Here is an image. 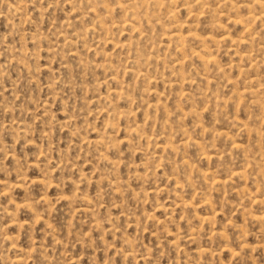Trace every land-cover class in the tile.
<instances>
[{"label":"rangeland","instance_id":"374dc122","mask_svg":"<svg viewBox=\"0 0 264 264\" xmlns=\"http://www.w3.org/2000/svg\"><path fill=\"white\" fill-rule=\"evenodd\" d=\"M74 1L78 10H71V4L63 0H0V181L8 183L5 189L0 185V264H264V203L250 199L264 197V181L260 177L264 171V158L250 163L245 160L248 157L253 160L259 152L264 155V95L260 94L255 102L248 95L236 100L234 93L249 86L255 90L264 88V65L250 68L248 61L238 62L239 52L248 50L249 45L231 46L226 41L216 51L210 42L207 43L220 71L213 65L208 66L210 83L206 84L201 79L203 66L193 57L192 63L185 65V73L191 79L182 85L189 99L182 100L181 108L186 115L180 123L200 147L188 141L186 147L174 155L157 147L153 150L151 144L149 152L154 151L157 156L169 159L154 175L151 162L150 176L142 182L135 177L133 170L137 168L138 173L144 174L143 167L138 164L144 161L145 155L132 154L131 148L122 142V128L127 121L129 124L140 123L144 126L143 131L154 137L159 146L164 142L161 133L164 114L160 110H148L146 120L143 110L135 108L142 99L153 103V95H142L143 81L134 79L130 73L123 74V67L131 66L123 59L125 50H114L109 44L96 45L98 32L84 33L86 24L90 25L87 28L91 27L94 18L79 13L84 11L81 8L84 5L80 0ZM15 2L23 3V12L10 11ZM107 2L110 4L113 0ZM205 4L208 11V7L210 10L215 7L213 3H208L210 6ZM226 7H217L213 12L216 15L218 11L222 12L218 18L224 25L213 32L208 25L211 14L206 13L193 22L184 10H179L177 17L187 20L188 24V28L184 27L182 31L185 33L190 29L191 33L216 38L229 34L236 40L241 27L227 23L228 16L224 15L233 12L225 10ZM114 13L113 19L119 20L121 13ZM255 24L251 26L256 36L253 44L261 46V50L252 57L258 61L264 59V28ZM116 31H112V37L119 42L126 41V33ZM148 31L150 41L161 43L157 49L161 54L166 39H160L159 26ZM86 35L88 39L84 40ZM95 35L97 38L94 39ZM79 37H83V42L90 40L89 45L85 42L88 47L93 42L91 49L98 46L99 50L102 48L113 54L117 76L121 81L124 78L123 86H127V94L132 100H118L111 96V107L119 110L133 107V116L115 120L119 129L109 133L114 134L118 146L110 149L107 156L119 161L117 166L98 158L97 148L92 145L108 120L106 113L99 111L104 106L109 107L106 102L95 103V100L102 94L105 96L107 90L116 88L117 83L110 80L108 70L97 67L102 61L100 54H94L95 58L93 51L86 50L84 43L79 42ZM132 38L136 40L137 37ZM64 39L71 40V45ZM140 41L138 47L145 49L148 44ZM193 42L190 45L197 49ZM72 43L77 45L75 51L83 48L84 51L80 54L73 49L71 54V47L75 46ZM48 46L58 48L51 47L53 51L46 48ZM10 47L12 50L9 51ZM66 51L70 54L65 55ZM166 56L167 66L180 57L170 49ZM87 59L91 61L86 62ZM236 64L242 68L241 74L235 68ZM160 66V63L154 68L150 65L149 70H160ZM165 72L170 73L168 69ZM171 77L166 75L168 79ZM99 78L101 81H97ZM250 79L255 81L248 83ZM156 89L169 94L161 103L166 109L169 107L172 115L169 123L176 129L179 122L173 114L175 91L167 90L160 83L156 84ZM87 91H93V95ZM234 119L246 127L233 125ZM197 124L203 129L196 127ZM183 137L177 131L171 139L178 144L183 142ZM232 141L241 148L233 149ZM202 151H206L210 159L202 158ZM231 170L244 172L246 178L233 177L215 189L207 187L202 178L203 172H209L219 179H228ZM115 178L120 181L118 192H115L114 186L118 185L114 184ZM156 187L157 192L153 191ZM181 199L190 205L181 207ZM155 206L159 207L155 209ZM146 214L150 216L147 218ZM253 216L262 219L256 221ZM204 217L209 221H202ZM193 228L198 233L194 235L195 240L189 242L185 237ZM129 243L133 245L136 263L132 255L123 256L129 250ZM197 248L204 252L198 254Z\"/></svg>","mask_w":264,"mask_h":264},{"label":"bare ground","instance_id":"6f19581e","mask_svg":"<svg viewBox=\"0 0 264 264\" xmlns=\"http://www.w3.org/2000/svg\"><path fill=\"white\" fill-rule=\"evenodd\" d=\"M63 1H65L66 3L71 4V10H74V9L78 10V8H77L78 6H76L74 4V2H75L74 0H63ZM77 1L78 0H76V2ZM107 1L108 0H80V3L82 2L83 5H84L82 7L81 4H80L81 8L84 9V11L83 12H79V13H81L83 16H85L84 14H86V16H88V14H89V15L93 16V18H94V19H92V20H94V24L91 27L87 28L89 24H86L87 27H86V25H84L86 27L84 29V33H89L90 32V33L94 34V33L98 32L97 33L98 34V41H97L96 45L99 44L101 47H103V46L109 44V45L113 46L114 50L115 49H119L120 51L121 50H125L126 51L124 56H123V59L125 61H129L131 63V66H129V68L123 67V74L124 73H130L132 75V77H134V79H141L143 81V83H144L143 87H142V90H141V92H142L141 94L146 96V97L149 96V95H153V97H154L153 103L148 102V101L145 102L144 99H142L140 104L137 105V107H135V108H140V109L143 110V114H144L146 120L148 118V116H147L148 115V113H147L148 110H152L154 112L160 110L164 114V118H165L163 120L162 124H161V133L164 135V142H163V144H161L159 146H157V144L155 142L156 139L154 137L153 138L150 137L149 134H146V132L143 131V127L144 126L142 127V125L140 123L137 124L136 122H134L132 124H129V122L127 121V123L124 122V124L125 123L126 124L122 128V131L124 132V138L121 137L122 138V142L126 143V145L128 146L129 149L131 148L132 154L134 155V154H137V153H143V155H145L144 156L145 157L144 161L138 164L139 166L143 167L144 174L141 175L140 173H138L136 171L137 168H135V170H133L135 172L134 173L135 177L137 179H140V181L144 182V181H146V177H148V175L150 173L149 172V168L152 166V165H150L151 162L153 163L152 175H154L156 170L163 166L165 160L169 159V158L163 159L162 156H157L158 154L156 155L154 151L149 152V146L151 144H153L152 145L153 146V150L157 147L160 150H162L163 152L170 151L174 155H177L179 150L185 148L186 145L189 142L194 144L195 146L200 147L199 142L190 139V137L187 134L186 130L183 128V126L180 123L181 122L180 121L181 118L183 119L184 116L186 115V112H184V109L181 108V103H184V102H182V100L185 101V100L189 99L188 96L186 95V92L183 91L182 85H184L185 83H187L191 79L190 75L187 76L186 73H185V65L188 64L189 62H191L193 57L196 58L197 60H199L201 65L203 66V71L204 72L201 73V79L204 80V82L206 84L210 83L209 75H208V72H207V67L208 66L213 65V66L216 67V70L218 72L220 71L219 70L220 69L219 65H216V61H215L214 57L212 56L213 53H212V51H211V49L209 47L210 45H208L207 43L210 42L211 45L213 46L212 48L216 49V51L220 48V44L223 43V42L225 43L226 41L229 42V44L231 46H238V44L249 45L250 48H248V50L246 49L243 52H239L238 62L239 61L240 62L241 61H248V63H249L248 67H250V68L251 67L255 68L258 65H262V66L264 65L263 57L260 60H258V61L254 60V58L252 57L253 55H256V54H258L260 52L261 46L258 47L255 43L253 44V42L255 41V37L256 36H255V31H253L252 28H251V26H253L255 23H259L260 29L264 28V0H234V2H232V0H113V2L110 3V4ZM22 2H24V1H22ZM15 3H17V4H15ZM15 3H14V5L11 6V10L10 11L11 12L13 11L14 13L23 12V10H22L23 5H21L23 3H21V2H20L21 4H19V2H15ZM205 3H207V5H209L208 3H213L215 5V7H213L214 9L210 10L211 8L208 7L209 8V11H208L206 9V4ZM77 4L79 5V3H77ZM223 6H225V7L227 6L228 7V8L226 7L225 10L233 12V13H229L230 15H224L225 17L228 16L226 18L227 23L229 22V23H231L233 25H236V26L239 25L241 27V29H240L241 33H239V35L237 37H235V38H237L236 40H234L233 39L234 37L232 38L229 34L228 35L226 34L225 36L221 35V37L216 38V37L206 36V34H205V37H203V36L197 35L196 33H191L190 29H187L186 30L187 32H185V33L182 31V28H184V27L188 28V26H187L188 24L186 22L187 20L186 21H182V20L179 19V17H177V12L179 10H184L185 13H186L185 15H188L190 20H192L193 22H197L199 19L203 18L206 13H209V15L211 14L210 17L208 16L210 18L209 24H208L209 28L211 29V31L212 30L219 31L221 28L224 27L223 24L221 25V22H220V20L218 18V17H221L222 12L218 11L217 15H216V13L213 14V12H216V10L218 9L217 7L220 8V7H223ZM25 9H26V7L24 8V10ZM6 10H8V8H6ZM20 10H21V12H20ZM241 10L244 11V12L240 13L239 11H241ZM79 11H81V10H79ZM114 11H118V13L119 12L121 13V16H119L121 18L119 20H114L113 19L112 13H114ZM210 11H212V12H210ZM5 14H7V12H5ZM10 14H12V13H10ZM226 14H227V12H226ZM14 16H12V17H14ZM18 16H19V18H21L20 15H18ZM116 17H118V15ZM115 19H117V18H115ZM91 22H93V21H91ZM142 25H143V28H142ZM157 25L159 26L160 31H161L160 39L161 40H162V38L166 39V43L164 45H162L163 49H162V53L161 54H159L158 50H157L159 48V46H161V43L158 42V41L157 42L153 41V40L150 41L151 40V38H150L151 35H149L150 32L148 31V29H150V30L152 29L153 30L154 27L157 26ZM113 30L114 31L117 30L116 32L122 31V32L126 33V35L128 37L127 39L125 38L126 41L119 42V41L115 40L112 37V31ZM76 33H79V32H76ZM124 33H122V34H124ZM74 35H76V34H74ZM96 35L94 36V39H95ZM212 35H213V33H212ZM32 36H33V38L36 37V36L34 37V35H32ZM134 36L137 37L136 40L132 38ZM80 37H79V39H81V40H79V42L80 41L83 42V40H82L83 37L82 38H80ZM74 38H76V37L74 36ZM86 38H87V35L84 37V40H86ZM117 39H119V37ZM32 40H34V39H32ZM140 40L145 42V44H148V46L145 47V49L141 48V47H138ZM64 41L66 43L68 42L67 43L68 45H71V43H70L71 40L68 41V40L64 39ZM73 41L77 42L76 40H72V42ZM142 41H140V42H142ZM192 41H194L195 44L197 45V49L192 48L193 46L190 45V43ZM85 42L86 41H84L83 42L84 44L83 43L82 44L86 46ZM88 42L90 43V40L86 42L89 45ZM91 44H92L91 47L94 46L93 42ZM73 45H75V46L71 47V50H70L71 54H72V50L74 49V51H75L76 50L75 48L77 46L76 44H73ZM53 46H48L46 48L50 49ZM7 47H9V46H7ZM55 47H56V45H55ZM86 47H87L86 50H92L93 51V56L97 55L98 53L100 54V56L102 57V61L99 62L97 67H99L103 71L108 70L109 75H110V80L113 81L114 83H117V87L113 88L112 90H109V91L107 90V93H106L105 96H102L103 94L101 93L102 95L98 96L97 100L91 99V100H95V103H96V101H98V102H106L109 105V107H105L104 106V108L99 111V112H101V111L105 112L107 117H108V120L106 122H104V131L100 135H98V137L96 139L94 138V140L92 141L93 142L92 145L95 148H97L96 150H97L98 158L109 162L112 166H117L119 164V161L111 160L110 157L107 156L109 154L108 151L110 149L116 148V146H118L116 144V138H115V136H113L114 134L112 133V135H111L109 133L114 132V131H118V129H119L115 125L116 123H114L115 120H118L120 118L128 119V118L133 116V109H132L133 107L132 108L130 107V108H127V109H122V110L117 109L115 106L111 107V101H112L111 100V96L116 98V99H118V100L123 99V100H126V101L128 100L129 102L132 101V100H130V98H129L130 96L127 94V93H129V92H127V86H123V82L122 81H123L124 78L121 81L119 79V77L117 76L118 71L115 70V65L116 64H113V54L105 52L102 48H101V50H99L97 48L98 46H96V48L99 51L96 48H92L91 49V47H88V46H86ZM57 48H54V49H57ZM147 48H148V50H147ZM234 48L237 50L236 47H234ZM234 48H231V49H234ZM7 49H9V48H7ZM54 49H52V50L54 51ZM169 49L172 52L180 55V57H177V58H175L172 61L171 66H167V64H165L166 61H167L166 58H168L166 56V52H168ZM10 50H12L11 47H10L9 51ZM78 50H80V49H78ZM82 50L84 51V48ZM82 50H80V51H82ZM63 51H65V50H63ZM80 51L79 52L75 51V52L80 53ZM58 52H61V51H58ZM54 54H55V52H54ZM64 54L65 55L66 54L69 55L70 52L67 53V51H66V53H64ZM236 55L238 56L237 53H236ZM51 56H53V55H51ZM77 56L78 55H76V59L78 58ZM262 56H263V54H262ZM85 57L86 56H84V58ZM95 58H96V56H95ZM78 60H80V59L78 58ZM81 60H83V58H81ZM90 61H91V59H90ZM90 61L88 60L86 62H90ZM92 62L89 65H92ZM158 63L161 64L160 70H158V69H153V71L149 70L150 65H152L153 68H154L155 66H157ZM79 64H81V63H79ZM231 64H233V63H231ZM230 65H229V67H232ZM62 66H64V65H62ZM85 66H88V65L86 64ZM42 67H43V65H42ZM65 67H63V68H65ZM235 68L238 70L239 74L242 73V68L239 65L236 64ZM40 69L43 70V68H41V67H40ZM44 69L46 70V68H44ZM166 69L169 70V72H170L169 74L170 75L166 74V72H165ZM46 71H49V70H46ZM81 71H82V67H81ZM71 72H72V70H71ZM74 74H76V73H74ZM101 74H102V72H101ZM106 74H107V71H106ZM166 75L168 76V78H169V76H172L171 79L166 78ZM53 76L54 75L52 74L51 78H53ZM120 76H122V75H120ZM56 79H58V77ZM98 80H100V78L97 79V81ZM93 81H94V79H93ZM253 81H255V80L250 79V80H248V83H252ZM102 82H104V81H102ZM227 82L230 83V80L227 79ZM157 83H160L163 87L168 88L167 90H172L173 89L175 91L174 92L175 105H174V109H173V114H175L174 117L179 122V126L176 127L177 130L174 129V126L170 125V123H169L170 117L172 116V115L169 114V111H168L169 107L166 109L163 106V103H161L163 101V99H165V97L167 95H169V94L165 93L164 90L158 91L156 89V84ZM46 84H48V83H46ZM49 84H51V83H49ZM102 85L105 86V84H102ZM107 85H108V83H107ZM257 85L261 86L262 84L257 83ZM52 86H55V85H52ZM89 86L93 87V85H89ZM114 86H116V85H114ZM92 87H90V88H92ZM176 87H178V88H176ZM110 88H111V86H110ZM110 88H108V89H110ZM97 90H99V89H97ZM133 90H134V87H133ZM87 92H90V91H87ZM92 92H90V94H92ZM54 93H56V92H54ZM93 93H95V89H94ZM234 93H235L236 100L242 98L245 95H248L250 98L254 99L255 102H258L260 94L264 95V88H257L255 90V89H253V88H251L249 86V87H247V89L236 90ZM57 94H58V91H57L56 95ZM87 95H89V94H87ZM55 97L57 98V96H55ZM90 98H92V96H90ZM134 98H136V97H133L132 99H134ZM216 99L217 98L215 97L214 100L216 101ZM123 100H121V101L123 102ZM250 102H252V101H250ZM139 106H141V107H139ZM262 106L263 105H261V107ZM262 109H264V108L262 107ZM90 112H92V111H90ZM190 114L193 115L194 113L192 111H190ZM104 119H106V118H104ZM231 123L233 125H235V126H238V127H246L245 124L239 123L235 119ZM65 124H68V123H65ZM91 124H92V122H91ZM17 127L18 126H16V128ZM196 127H199V129H201V130L203 129L198 124L196 125ZM21 129H19V130H21ZM88 129H90V128H88ZM107 129H108V131H106ZM26 130H27V128H26ZM174 131H175V133L177 131H179L181 133V135L184 136L183 137V142L180 141L178 144L174 143V141L171 139L172 136H174V134H175V133H173ZM21 132H23V131H21ZM14 134H15V131H14ZM44 134L46 135V133H44ZM22 135H23V133H22ZM217 135H219V134H217ZM133 139H135L134 143H132ZM89 140H91V139H89ZM141 141H142V143H141ZM88 144H90V142ZM231 147L233 149H240L241 148V146L239 144H237V142L235 143L234 141L231 142ZM92 150H94V149H92ZM117 150H119V149H117ZM115 156H116V154H115ZM200 156L202 158L206 159V160L210 159V156L208 155V153L206 151H202L200 153ZM183 157L184 156H182L181 159ZM201 157H200V159H201ZM219 157H221V156H219ZM113 158H115V157H113ZM263 158H264L263 153L259 152L257 157L253 156V158H252L253 160H250L249 157L245 158V160H246L247 163H250V162H253L254 160H259V159H263ZM184 160H182V161H184ZM24 161H25V159H24ZM138 165H136V166H138ZM233 177H236L238 179H245L246 175L242 171L231 170L230 174L228 175V179L225 178V179L222 180V179H219L218 176H214L213 174H211L209 172H203L202 173V178H203L204 182L206 183V186L209 187L210 189H215V188H217L219 186H224L226 183H228L230 180H232ZM260 177L264 181V171H261V176ZM118 178H115V180H114L115 181L114 184L118 183V185L114 186L115 187V192H118L117 188H119V185H120L119 184L120 181H119ZM43 180H41V181H43ZM39 181H40V179H39ZM0 182H2V181H0ZM187 182H189V180ZM5 183L6 182H4V181L2 183H0V185H2V188H4V189L6 187H8L7 186L8 183L7 184H5ZM15 183H18V182H15ZM175 183L177 184L178 181L175 180ZM75 185H77V184H75ZM19 187H21V186H19ZM5 191H4V193H7ZM143 191H145V190H143ZM153 191L157 192L158 191L157 187H156V190H153ZM74 193H76V192H74ZM83 197H85V196H83ZM250 199L252 201H258L259 203H262V204L264 203V197L261 198V199H256L255 197H250ZM176 203H178V202H176ZM189 203L190 202H187V201L182 200V199L179 200V205L181 207H183V208H185L188 205H190ZM26 207H29V206H26ZM158 207L159 206H155V209L158 208ZM162 207H164V206H162ZM84 211L88 212L89 210H84ZM6 213H9V212H6ZM149 216H150L149 214H146L147 218ZM253 217H254V219L256 221H260L262 219L261 216L260 217L259 216H253ZM201 220L202 221H204V220L209 221V218L208 217H204ZM160 221H162V220H160ZM155 222L158 223L159 221L156 220ZM197 233H198L197 230H195L193 228L191 230V232L185 237V239L188 240L189 242L190 241H194L195 240V236L194 235L197 234ZM174 234H177V233H174ZM218 235L221 238H224V235L222 233H218ZM173 236L177 237L175 235H173ZM126 241L128 242V240H126ZM224 245H225V247L227 246L226 244H224ZM242 247H244V246L242 245ZM228 250H229V252L231 254H233V251L231 249H228ZM134 252L135 251L133 249V245L129 243V250H128V252L127 251L124 252L123 256L126 257L128 255H132L134 263H136V257L134 255ZM203 252H204V250H202L200 248L197 250L198 254H201Z\"/></svg>","mask_w":264,"mask_h":264}]
</instances>
